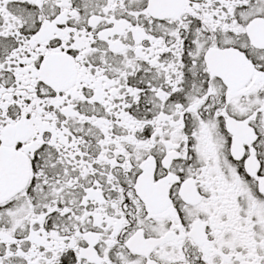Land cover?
Segmentation results:
<instances>
[{
  "label": "snow or ice",
  "instance_id": "snow-or-ice-1",
  "mask_svg": "<svg viewBox=\"0 0 264 264\" xmlns=\"http://www.w3.org/2000/svg\"><path fill=\"white\" fill-rule=\"evenodd\" d=\"M0 264H264V0H0Z\"/></svg>",
  "mask_w": 264,
  "mask_h": 264
}]
</instances>
